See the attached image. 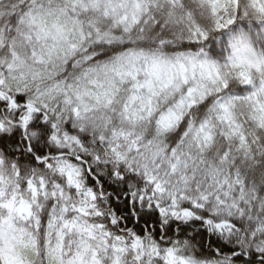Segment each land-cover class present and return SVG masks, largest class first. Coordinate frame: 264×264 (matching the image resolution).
<instances>
[{"label":"snow or ice","instance_id":"1","mask_svg":"<svg viewBox=\"0 0 264 264\" xmlns=\"http://www.w3.org/2000/svg\"><path fill=\"white\" fill-rule=\"evenodd\" d=\"M192 16L0 0V264H264V53L233 64L259 87L210 103L209 68L163 50Z\"/></svg>","mask_w":264,"mask_h":264},{"label":"clouds","instance_id":"2","mask_svg":"<svg viewBox=\"0 0 264 264\" xmlns=\"http://www.w3.org/2000/svg\"><path fill=\"white\" fill-rule=\"evenodd\" d=\"M239 2L243 8L246 0ZM183 3L185 10H191L193 16L164 34L169 43L163 50L170 55L182 54L185 60L205 64L209 68L211 78L206 83L209 87L221 89L218 94L213 92L207 97L209 102L216 103L230 96L246 95L254 87H259L258 79L255 86L244 84L237 76L239 69L234 68L233 64L246 54V47L264 53V22L238 16L235 23L218 29L215 20L202 12L195 0H183ZM221 4L218 16L224 22L234 14L235 5L231 0H221ZM200 32L206 33V36Z\"/></svg>","mask_w":264,"mask_h":264}]
</instances>
